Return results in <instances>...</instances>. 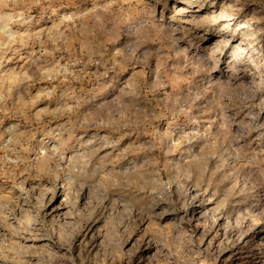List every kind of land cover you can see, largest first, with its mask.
<instances>
[{
	"label": "rangeland",
	"instance_id": "rangeland-1",
	"mask_svg": "<svg viewBox=\"0 0 264 264\" xmlns=\"http://www.w3.org/2000/svg\"><path fill=\"white\" fill-rule=\"evenodd\" d=\"M0 264H264V0H0Z\"/></svg>",
	"mask_w": 264,
	"mask_h": 264
}]
</instances>
